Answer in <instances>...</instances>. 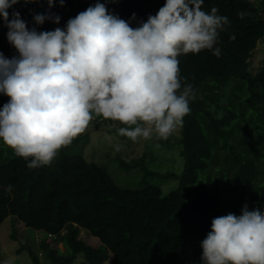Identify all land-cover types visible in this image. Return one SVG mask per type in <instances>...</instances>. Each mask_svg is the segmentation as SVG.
Masks as SVG:
<instances>
[{"label":"trees","instance_id":"16d2710c","mask_svg":"<svg viewBox=\"0 0 264 264\" xmlns=\"http://www.w3.org/2000/svg\"><path fill=\"white\" fill-rule=\"evenodd\" d=\"M54 2L51 11L60 23L45 21L38 31L63 28L97 0H65L64 7ZM164 2L110 0L106 7L126 21L135 13L131 26L136 27ZM212 7L230 21L219 35L221 55L204 50L178 58L180 76L193 85L196 97L181 137L159 141L165 147L181 145L182 172L154 171L144 156L120 162L126 169L140 168L144 178H176V189L163 195L151 183L121 188L106 168L79 152L68 153V146L49 166L29 169L0 143V225L11 217L32 231L23 239L12 224L10 234L18 242L17 252L27 251L32 264H73L79 253L84 255L79 264H200V242L213 218L240 215L245 204L249 210H264V56L258 72L250 69L258 45L264 44V0H204L203 10ZM47 8V0H20L8 11L10 18L19 11L31 28L32 14ZM241 11L247 13L243 19L237 16ZM7 31L0 20V52L10 59L16 51ZM8 100L0 94V107ZM81 229L99 245L86 243ZM50 238L64 249L51 246Z\"/></svg>","mask_w":264,"mask_h":264},{"label":"clouds","instance_id":"9594fccd","mask_svg":"<svg viewBox=\"0 0 264 264\" xmlns=\"http://www.w3.org/2000/svg\"><path fill=\"white\" fill-rule=\"evenodd\" d=\"M108 2L97 0L63 28L38 31L45 21L60 23L54 0L44 13H30L31 28L19 11L9 16L20 0H0V20L16 51L10 59L0 52V94L9 97L0 107V143L29 169L49 166L95 117L119 122L118 135L134 143L168 140L196 97L178 58L204 50L221 55L219 35L230 21L217 7L203 10L204 0H165L136 27L135 13L121 19ZM200 247V264H264V210L245 204L240 215L213 218Z\"/></svg>","mask_w":264,"mask_h":264},{"label":"rangeland","instance_id":"374dc122","mask_svg":"<svg viewBox=\"0 0 264 264\" xmlns=\"http://www.w3.org/2000/svg\"><path fill=\"white\" fill-rule=\"evenodd\" d=\"M263 56L264 44H261L251 59L250 69L253 73L260 70ZM94 124L91 123L83 133L73 140L68 146V153L79 152L88 162H95L103 166L121 188L138 189L145 183H151L159 186L163 195L176 189L178 186L176 178H160L157 176H147L144 178L140 168L126 169L120 166V162H130L133 159L144 156L150 169L160 173L174 172L180 174L184 167V159L180 155L181 145L165 147L155 139L140 140L134 143L128 138L118 135L117 128L123 125H120L117 121L109 122L101 117L99 124L93 126ZM181 135L182 126L169 139L179 138ZM117 143L122 145L119 152H115L113 148ZM12 224L16 226L17 235L23 239L30 236L32 232L17 221L12 220L11 217L6 218L0 225V264H32L27 251L22 250L17 252L19 247L18 242L10 237ZM80 236L93 247L99 245V240L91 236L86 230L81 229ZM48 242H51V246L53 247L61 250L64 249L63 245L56 242L55 239L50 238ZM83 259L84 255L79 253L73 264H79ZM105 264H109V261H106Z\"/></svg>","mask_w":264,"mask_h":264}]
</instances>
